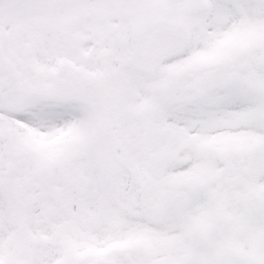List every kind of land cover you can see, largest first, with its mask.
<instances>
[{
    "label": "snow or ice",
    "instance_id": "1",
    "mask_svg": "<svg viewBox=\"0 0 264 264\" xmlns=\"http://www.w3.org/2000/svg\"><path fill=\"white\" fill-rule=\"evenodd\" d=\"M0 264H264V0H0Z\"/></svg>",
    "mask_w": 264,
    "mask_h": 264
}]
</instances>
